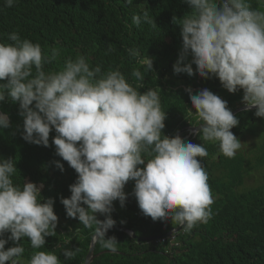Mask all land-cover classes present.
Instances as JSON below:
<instances>
[{"label":"clouds","instance_id":"obj_1","mask_svg":"<svg viewBox=\"0 0 264 264\" xmlns=\"http://www.w3.org/2000/svg\"><path fill=\"white\" fill-rule=\"evenodd\" d=\"M16 2L4 0V6L13 7ZM184 2L192 12L179 20L182 51L173 73L192 77L194 65L196 75L212 81L217 78L229 94L243 91V104L237 109L256 110L254 115L264 119V10L253 9L249 0ZM126 3L131 5L133 0ZM153 21L148 11L132 16V25L137 27L141 23L156 27ZM176 21L173 17V23ZM60 30L73 33L74 29ZM152 33L147 34L152 45L158 42L163 48L164 39L154 42ZM8 40L13 43H0V81H6L0 84V102L7 98L18 103L24 141L48 147L54 130L56 155L78 178L69 186L70 197L60 201L65 212L54 214L51 199L41 203L44 186L29 180L22 186L15 184L14 159H0V264H61L54 252L40 249H44L45 238L56 236L55 228L68 217L94 230L95 246L99 242L110 250L105 253H114L115 238L105 239L109 229L120 228L124 231H116L132 239L135 236L127 228L114 226L110 216L114 201L124 206L123 189L129 181H134L133 195L141 213L154 222L169 220L187 232L212 218L214 197L201 165V158L209 153L202 144L184 140L197 135L189 128L203 125L198 132L202 139L218 144L223 156L234 158L242 144L231 129L239 120L226 101L208 89H193L196 94L188 89L194 109L189 114L198 125L188 124L186 136L178 131L180 136L169 138L162 135L166 116L159 88L141 93L138 88L142 84L134 87L119 70L101 74L100 66L92 67L82 55L66 59L59 71L46 72L44 65L56 59V50L47 56L40 44L22 39L17 32L8 34ZM128 54L146 72H152V58L141 55L138 48L128 49ZM188 55L191 62L185 63ZM131 75L138 82L144 80L139 69L134 68ZM9 127L8 116L1 112L0 130ZM56 167L63 171L59 162ZM96 214L105 219H97ZM5 233L10 234L7 240ZM66 233L75 237L80 229L70 226L62 235ZM165 235L156 236L161 239L154 243L167 242L168 249L179 245L178 233ZM24 239L34 250L27 260L24 246L18 243ZM71 239L65 243L70 244ZM9 240L16 246L5 250ZM77 251L65 248V260L74 259Z\"/></svg>","mask_w":264,"mask_h":264},{"label":"trees","instance_id":"obj_2","mask_svg":"<svg viewBox=\"0 0 264 264\" xmlns=\"http://www.w3.org/2000/svg\"><path fill=\"white\" fill-rule=\"evenodd\" d=\"M249 2L253 9L264 10L260 0ZM144 11L153 17L156 27L146 23L139 27L132 25V16L142 15ZM191 12L184 0H133L131 5L126 0H17L10 8L0 0V43H13L8 40V34L17 32L22 39L40 44L45 55L50 56L52 50L59 53L54 61L44 65L46 72L59 71L66 59L82 55L92 67L100 66L101 74L119 70L134 87L142 84L138 88L141 93L156 88L158 79L169 87L179 84L191 90L208 89L226 101L232 112L243 104V91L229 94L217 78L212 81L196 75L194 65L192 77L173 73V65L182 51L179 20ZM173 17L178 21L173 23ZM60 27L65 31L74 30L64 33ZM149 33L154 42L164 39V47L158 42L152 45ZM109 48L113 50L109 51ZM130 48H138L141 55L153 59L152 72H146L136 58L129 56ZM190 62L188 55L185 63ZM134 68L144 75L142 82L131 75ZM4 83L6 81H0V84ZM196 93L198 91L191 94ZM160 102L166 116L162 135L171 138L177 131H182V136H186L188 124L198 125L192 115L187 116L186 110L191 105L188 92L179 89ZM0 111L8 116L10 124L9 128L0 130V159H14L17 170L14 183L22 186L29 180L37 186L42 184L41 203L51 199L54 214L64 213L60 201L70 197L69 186L78 177L75 170L56 155L52 143L55 131L49 134L48 147L28 143L22 139L23 118L19 115L18 103H11L6 98L0 102ZM255 111L245 110L236 115L239 124L231 132L242 146L234 158L220 154L218 144L205 142L199 134L184 140L202 144L209 153L201 158L214 197L213 215L207 223L198 224L187 232L182 229L176 235L179 245L171 249L167 242L138 243V239L164 236L180 225L169 220L154 222L144 216L133 195L134 181H129L123 189L124 206L114 201L110 216L115 221L114 226L133 231L136 239L120 231H108L105 239L115 238L116 251L105 253L110 250L97 242L94 254L104 253L91 264H264V119L256 117ZM183 117H188L189 122H182ZM57 162L62 164L63 171L56 167ZM255 172L262 174V182L245 188L246 180ZM96 215L101 221L105 219L103 215ZM70 226L73 230L80 229V233L75 237H72L73 233L62 235ZM55 232L56 236L45 238L44 249L40 250L54 252L61 264H84L94 230L85 228L78 219L68 217L59 222ZM5 234L7 237L3 238L7 240L10 234ZM70 238V244H66ZM18 243L25 248L24 259H30L34 251L30 242L24 239ZM14 246L9 240L5 250ZM65 248L78 249L74 259L65 260Z\"/></svg>","mask_w":264,"mask_h":264},{"label":"rangeland","instance_id":"obj_3","mask_svg":"<svg viewBox=\"0 0 264 264\" xmlns=\"http://www.w3.org/2000/svg\"><path fill=\"white\" fill-rule=\"evenodd\" d=\"M156 88H159V90H160L161 100L165 99L168 95L174 94V92H176L179 89L182 90L183 92H188V93H189V90H190L191 93L195 92V90L186 89V86H184V85L176 84L174 87L166 86V84L164 82L159 81V79L157 81V87ZM189 111H194V109H192L191 105L186 110L188 117L190 116ZM188 117H183L182 118V120H183L182 122H187L188 121ZM177 132L174 134V136H176ZM192 134H195V132H192ZM262 180H263L262 174L259 173V172H255L250 177H248V179L246 180L245 188L249 189V188L255 187V186L259 185L262 182Z\"/></svg>","mask_w":264,"mask_h":264},{"label":"water","instance_id":"obj_4","mask_svg":"<svg viewBox=\"0 0 264 264\" xmlns=\"http://www.w3.org/2000/svg\"><path fill=\"white\" fill-rule=\"evenodd\" d=\"M251 109H255V108H251ZM245 110H248V109H246V107H242V108H239V109H236L235 111H233L232 113H233V115H236L237 113H239V112H241V111H245ZM203 127V125H199V126H196V127H191V128H189V131H192V132H195V133H197L198 134V132H199V130H200V128H202ZM180 136L181 135V132H178L177 134H176V136ZM183 229V227L182 226H179V227H177L176 229H174L172 232H170L169 234H177V233H179L181 230ZM116 231V230H121V231H124V230H122V229H120V228H111V229H109L108 231ZM107 231V232H108ZM169 234H167V235H165V236H168ZM133 239H136V236H133ZM159 239H161V237H151V238H146V239H138V243H140V242H155V241H157V240H159ZM93 241H91V245H90V249H89V252H88V254H87V256H86V259H85V262H84V264H90L93 260H94V258L96 257V256H98V255H95L94 256V254H93V252H94V246H95V241H97V240H95L94 239V237H93V239H92Z\"/></svg>","mask_w":264,"mask_h":264}]
</instances>
